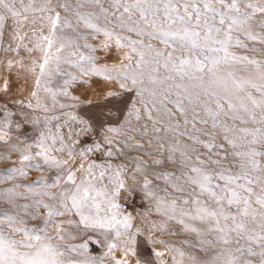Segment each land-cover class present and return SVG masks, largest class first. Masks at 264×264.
Instances as JSON below:
<instances>
[{"label": "snow or ice", "instance_id": "6c2138e0", "mask_svg": "<svg viewBox=\"0 0 264 264\" xmlns=\"http://www.w3.org/2000/svg\"><path fill=\"white\" fill-rule=\"evenodd\" d=\"M13 154L0 264H264V0H0Z\"/></svg>", "mask_w": 264, "mask_h": 264}, {"label": "rangeland", "instance_id": "374dc122", "mask_svg": "<svg viewBox=\"0 0 264 264\" xmlns=\"http://www.w3.org/2000/svg\"><path fill=\"white\" fill-rule=\"evenodd\" d=\"M85 87H87V86H85ZM77 94H79V93H77ZM13 110L15 111V109H13ZM24 132L29 139L34 138L37 135V129H36V127H34L32 125H26L24 128ZM16 160H17V158H16L15 154H13V160L6 162V164H0V168L5 167V166H9V165L13 164V162H15ZM39 175H40V173L34 172L32 174V176H30L26 179H35ZM0 186H2V185H0ZM129 210L133 211L135 213L136 211H139L140 209H139V207H137L135 209L130 208ZM158 238L162 239V240H175V239H177L176 237L169 236L167 234H162ZM155 247H160V246L156 245ZM90 250L92 251L93 254H97L100 251L99 247L95 244H90ZM140 251L142 254L147 255L151 251V248L149 246H143L142 245Z\"/></svg>", "mask_w": 264, "mask_h": 264}]
</instances>
